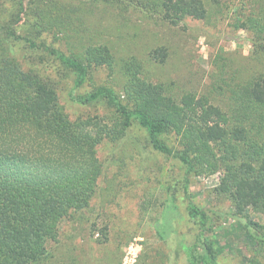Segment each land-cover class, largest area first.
Listing matches in <instances>:
<instances>
[{
	"label": "rangeland",
	"instance_id": "rangeland-1",
	"mask_svg": "<svg viewBox=\"0 0 264 264\" xmlns=\"http://www.w3.org/2000/svg\"><path fill=\"white\" fill-rule=\"evenodd\" d=\"M19 3L0 0V36L13 25L87 66L91 48L105 49L116 61L96 72L98 84L113 85L128 103L133 102L130 81L159 87L181 107L180 119L188 127L218 132L219 116L230 115L234 106L232 92L251 78L264 85V56L256 44L264 47V41L251 23L264 19V0H25L20 24ZM1 47L8 54L0 64L14 58L25 71L37 69L58 83L60 102L72 119L112 125L106 107L71 101L77 92L73 77L55 63L14 42ZM89 88L88 82L82 91ZM191 97L194 113L183 105ZM163 138L174 149L187 146L173 133ZM212 147L215 156L198 164L189 194L210 216L206 232L219 251L217 264H264V242L257 235L264 208L247 177L264 169V158L252 162L244 143L228 153ZM190 153L198 152L192 147ZM99 155L104 174L98 191L90 208L63 226L60 253L79 264H193L199 229L187 213L186 170L179 161L155 151L137 124L108 136ZM248 227L255 237H247Z\"/></svg>",
	"mask_w": 264,
	"mask_h": 264
},
{
	"label": "trees",
	"instance_id": "trees-1",
	"mask_svg": "<svg viewBox=\"0 0 264 264\" xmlns=\"http://www.w3.org/2000/svg\"><path fill=\"white\" fill-rule=\"evenodd\" d=\"M19 7L20 24L26 12L25 0H20ZM263 21L262 17L251 20L262 41ZM13 42L46 57L73 77L77 92L70 94L72 102L102 105L114 117L112 125L92 118L72 119L60 102L54 79L37 69L25 71L14 58L0 64V264H79L73 256L69 260L60 253L63 226L75 223L91 206L104 174L99 155L104 140L114 133H127L133 124L146 131L155 151L176 159L186 170L183 197L188 216L199 229L196 239L200 249L192 253V263L217 264L219 251L206 232L210 216L189 194L191 176L198 164L208 163V158L215 156L212 143L217 151L225 153L244 143L250 160L262 161L263 83L258 85L251 78L234 90L230 115H220L218 132L207 133L196 126L188 127L180 119L181 107L166 99L163 89L146 81L129 82L132 103L125 102L113 85L98 84L96 72L116 61L105 49L91 48L87 66L56 45L24 36L13 25H7L0 36V58L8 54L1 46ZM257 42L264 56L262 42ZM127 72H132L131 66ZM88 82L90 88L82 91ZM183 105L190 112L197 111L194 97ZM171 133L187 143L185 149H174L164 140ZM192 147L197 154L190 153ZM231 171L233 175L239 172ZM247 177L251 180L249 190L264 208V169ZM248 229L247 237H255ZM257 235L264 242V227Z\"/></svg>",
	"mask_w": 264,
	"mask_h": 264
}]
</instances>
